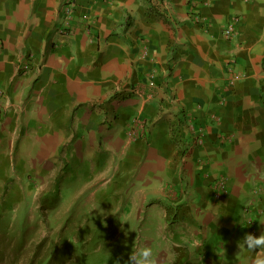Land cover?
Wrapping results in <instances>:
<instances>
[{
    "label": "crops",
    "instance_id": "1",
    "mask_svg": "<svg viewBox=\"0 0 264 264\" xmlns=\"http://www.w3.org/2000/svg\"><path fill=\"white\" fill-rule=\"evenodd\" d=\"M67 1L0 0V210L77 180L71 195L153 197L156 264H252L238 245L264 232V0H208L197 21L189 0Z\"/></svg>",
    "mask_w": 264,
    "mask_h": 264
},
{
    "label": "rangeland",
    "instance_id": "2",
    "mask_svg": "<svg viewBox=\"0 0 264 264\" xmlns=\"http://www.w3.org/2000/svg\"><path fill=\"white\" fill-rule=\"evenodd\" d=\"M73 182L72 190L57 181L59 195L37 197L19 212L0 210V264H126L140 246L163 263L153 241V197L71 195L83 192Z\"/></svg>",
    "mask_w": 264,
    "mask_h": 264
},
{
    "label": "built area",
    "instance_id": "3",
    "mask_svg": "<svg viewBox=\"0 0 264 264\" xmlns=\"http://www.w3.org/2000/svg\"><path fill=\"white\" fill-rule=\"evenodd\" d=\"M75 4V0H68L67 5L69 8H72ZM207 5L210 4L208 0H189L190 5V13L191 17L196 19V21L199 19V13L196 10V7L199 5ZM74 20V19H73ZM239 17H235L228 25H226L223 29V36L227 39L233 37L237 31H238V24H239ZM69 22V21H68ZM33 60V55L29 54L23 64L21 65L22 69H27L30 65V62ZM263 89H264V80H263ZM138 93V91H136ZM2 93L0 92V119H2V116L4 114V111H2ZM184 122V129L187 133V135L190 136L191 141L196 145H202L204 142L205 132L202 128L196 125V122L192 118H186L185 117ZM216 122L219 121V117H215L214 119ZM136 129H140L142 136H144L147 133V127L145 123L142 121H139L135 124ZM176 141L180 142L179 138H176L174 136ZM231 138H229L227 141H230ZM185 147V146H184ZM188 147H185L179 151L180 158L185 157L187 155ZM212 193L214 199L216 201H222L226 194H227V183L226 180L223 178H220L218 180H215L212 184Z\"/></svg>",
    "mask_w": 264,
    "mask_h": 264
},
{
    "label": "clouds",
    "instance_id": "4",
    "mask_svg": "<svg viewBox=\"0 0 264 264\" xmlns=\"http://www.w3.org/2000/svg\"><path fill=\"white\" fill-rule=\"evenodd\" d=\"M238 246L254 254L252 264H264V232H261L259 236L246 233ZM257 249L259 251H256ZM126 264H155L152 248L138 247L135 252H131Z\"/></svg>",
    "mask_w": 264,
    "mask_h": 264
}]
</instances>
